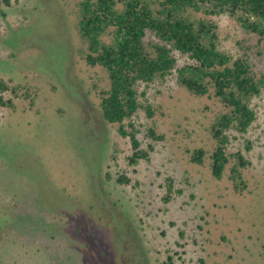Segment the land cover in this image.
Here are the masks:
<instances>
[{"label": "rangeland", "instance_id": "obj_1", "mask_svg": "<svg viewBox=\"0 0 264 264\" xmlns=\"http://www.w3.org/2000/svg\"><path fill=\"white\" fill-rule=\"evenodd\" d=\"M80 1L0 3V77L38 90L34 106H0V264H264V92L252 101L249 132L230 133L228 152L252 163L241 194L231 166L222 180L210 166L224 104L173 77L147 89L155 116L135 117L144 148L147 126L164 140L150 161L129 166L130 139L100 107L108 74L82 55ZM209 18L222 50L238 57L248 48L264 74V42L228 15ZM197 149L207 152L203 165L192 162ZM123 173L130 185L118 183Z\"/></svg>", "mask_w": 264, "mask_h": 264}, {"label": "trees", "instance_id": "obj_2", "mask_svg": "<svg viewBox=\"0 0 264 264\" xmlns=\"http://www.w3.org/2000/svg\"><path fill=\"white\" fill-rule=\"evenodd\" d=\"M18 1L0 3L10 7ZM195 13L205 17H196ZM222 14L247 34L257 36L259 44L264 42V0H82L78 4L76 31L86 47L82 52L86 63L108 74L110 88L100 91V107L105 121L118 124L119 134L130 139L129 166L150 161L155 150L153 142L164 140L154 126H147L145 137L151 143L144 148L135 117L141 111L148 118L155 116L147 89L173 77L191 94L213 97L224 104L226 110L211 127L216 147L210 166L216 180H222L231 166V180L241 194L247 188L243 171L252 163L241 151L228 152L230 133H248L257 120L252 101L264 92V74L256 72L248 48L238 57L222 50L219 26L209 18ZM181 58L185 59L183 63ZM37 96L36 88L0 77L1 107L16 110L17 99L34 106ZM248 144L250 150L251 143ZM206 155L204 149H197L192 162L203 165ZM117 181L122 185L132 183L124 173ZM172 186L170 180L165 202L171 200ZM168 258L172 263V257Z\"/></svg>", "mask_w": 264, "mask_h": 264}]
</instances>
